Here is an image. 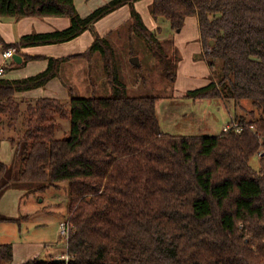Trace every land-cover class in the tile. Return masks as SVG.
<instances>
[{"label":"trees","instance_id":"1","mask_svg":"<svg viewBox=\"0 0 264 264\" xmlns=\"http://www.w3.org/2000/svg\"><path fill=\"white\" fill-rule=\"evenodd\" d=\"M136 1L110 0L81 17L74 0H0V18L70 19L65 29L29 33L12 43L0 35L2 50L61 43L85 30L94 38L83 53L49 57L34 75L0 77V143L5 127L19 130L9 137L11 162L0 158V198L8 189L29 194L66 182L73 228L67 259L21 264H264V0H152L156 29L146 27ZM125 4L129 56L147 52L156 58L172 88L180 55L173 43L163 44L160 24L179 31L187 16L197 17L210 82L184 97L222 99L243 109L247 100L248 118L234 114L240 131L232 127L212 136L161 131L156 100L163 96L131 95L122 79L110 37L122 25L105 36L94 29L97 20ZM93 55L111 95L71 94L69 107L51 97L26 101L17 126L23 102L16 92L44 86L71 58ZM63 118L70 119L69 135L56 138ZM19 221L0 213V222ZM12 257V243H0V264Z\"/></svg>","mask_w":264,"mask_h":264},{"label":"rangeland","instance_id":"2","mask_svg":"<svg viewBox=\"0 0 264 264\" xmlns=\"http://www.w3.org/2000/svg\"><path fill=\"white\" fill-rule=\"evenodd\" d=\"M160 25L162 31L158 36L162 38L161 40H164L163 44L170 47L173 40L171 39L172 37H169V33L178 31L172 30L167 22H165L164 26ZM129 34L131 33L128 25L122 24L118 32L110 35L119 53L118 62L120 64L122 79L128 86V91L131 95L160 94L163 96L156 100V111L162 132H168L172 135L212 136L218 134L221 130L224 131L223 127L229 122L236 123L237 117H235V113L247 117V111L251 108L247 100L243 101V107H245L243 109L241 107L234 108L233 103H227L222 99L208 98L207 101L199 105L191 98L175 99L173 88L170 87V82L161 74V66L156 58H150L147 52H139L135 55L138 57L139 66L133 65L130 62L132 56L128 54V46L130 45L128 42ZM136 42L138 41L135 39L134 42L133 38L132 43L136 45ZM87 61L89 70L91 71L88 70L89 79L85 80L82 78L79 81V85H75L76 94L81 97H88L93 93L98 96L111 95V89L106 83V77L102 76L100 67L98 66H101L98 56L93 55ZM134 66H142L144 70L137 73L133 69ZM65 74L69 76L67 72ZM92 78L94 79V84H96L94 86L90 82ZM63 101L64 105L69 107V100ZM207 102H210L209 105H207ZM25 106L26 103L22 104L17 126L20 125L23 119ZM69 129L70 119H59L55 134L56 138L68 136ZM17 131L15 129L11 134L15 136L18 133ZM251 164L254 168L258 167L259 161L257 155L251 158ZM6 206L9 207L8 204ZM21 210L24 214L25 212H30V214L20 215L18 223L0 222V240L2 242H10L14 246L15 256L11 264H19L33 258L47 259L53 252L67 256L66 240L68 238H63L64 241H62L58 234L59 223L67 219L68 214L67 183L63 182L58 186H51L42 192L34 191L29 194L26 193L25 198L22 200ZM56 236L59 242L56 240ZM41 240H45L48 243L46 248H44V245L41 246Z\"/></svg>","mask_w":264,"mask_h":264},{"label":"crops","instance_id":"3","mask_svg":"<svg viewBox=\"0 0 264 264\" xmlns=\"http://www.w3.org/2000/svg\"><path fill=\"white\" fill-rule=\"evenodd\" d=\"M108 1L110 0H74V3L79 15L86 17L93 10ZM151 2L152 0H139L134 3V7L140 13L146 27L154 29L157 27V21L149 11ZM129 17V5H122L97 20L94 24V29L100 36H105L108 32L115 30L127 22ZM69 23L70 19L66 16L5 17L0 18V35L5 42L12 43L29 33H46L65 29L69 26ZM169 37H172L171 39L180 55L175 74L173 96L175 99H185L184 94L186 91L204 86L210 82V69L207 62L201 57L203 43L200 38L197 17L187 16L183 27L178 32L169 33ZM93 39V33L90 30H85L69 41L23 47L15 53L18 55L17 59L11 57L3 60L1 58L3 50L0 47V65L4 69L0 77L18 79L34 75L46 68L49 57L60 58L83 53L92 44ZM88 70L89 64L87 59L71 58L60 65L58 75L51 78L44 86L18 91L15 93V97L23 102V105L26 101H33L39 97L56 98L61 102H64L63 100L66 99L70 100L71 94L78 95L76 94L75 85L78 86L82 78L85 80L89 79ZM65 72L69 76H66ZM207 100L208 98H197L194 99V102L199 105ZM207 103L209 105L210 102ZM14 129V127L3 129V139L0 143V158L7 163L11 162L13 158L14 147L10 143L9 137H14L11 134ZM23 198H25V193L22 190H6L0 198V213L13 217L30 214V212H25L24 214L22 212L23 209L21 210ZM7 204L9 207L6 206ZM56 240L59 242L57 236ZM0 243L3 242L0 240ZM42 245L46 248L48 243L45 240H41ZM61 255L63 254L53 252L49 258L60 259ZM14 256L13 246V258L9 264L13 262Z\"/></svg>","mask_w":264,"mask_h":264},{"label":"built area","instance_id":"4","mask_svg":"<svg viewBox=\"0 0 264 264\" xmlns=\"http://www.w3.org/2000/svg\"><path fill=\"white\" fill-rule=\"evenodd\" d=\"M14 53H16V49L14 47L6 48L1 52V58L3 60L9 59L13 56ZM3 72H4L3 66L0 65V75H2ZM232 127L235 128V130H237V131H240L242 129V126L239 123L229 122L226 126L223 127V130L227 131ZM71 229H72V225L68 221V219H64V220L60 221L59 226H58V234H59L62 241H64L63 238H68V235H69ZM67 240H66V243H67ZM66 257L67 256H65V255H61L60 259L61 258L65 259Z\"/></svg>","mask_w":264,"mask_h":264},{"label":"water","instance_id":"5","mask_svg":"<svg viewBox=\"0 0 264 264\" xmlns=\"http://www.w3.org/2000/svg\"><path fill=\"white\" fill-rule=\"evenodd\" d=\"M213 41L212 40H210V43H212ZM17 57H18V55L17 54H13V56H12V58L13 59H17ZM130 62L133 64V65H136V66H139V60H138V57L137 56H132L131 58H130ZM55 261H57V260H59V258H56V259H54Z\"/></svg>","mask_w":264,"mask_h":264}]
</instances>
